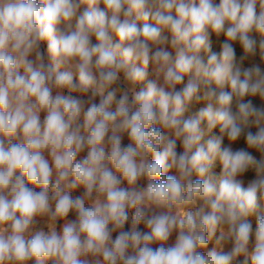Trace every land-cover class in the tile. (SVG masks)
I'll return each mask as SVG.
<instances>
[{
	"label": "clouds",
	"instance_id": "9594fccd",
	"mask_svg": "<svg viewBox=\"0 0 264 264\" xmlns=\"http://www.w3.org/2000/svg\"><path fill=\"white\" fill-rule=\"evenodd\" d=\"M258 48L264 0H0V264H264V158L231 147L264 157V107L245 99L264 102V69L243 67Z\"/></svg>",
	"mask_w": 264,
	"mask_h": 264
},
{
	"label": "rangeland",
	"instance_id": "374dc122",
	"mask_svg": "<svg viewBox=\"0 0 264 264\" xmlns=\"http://www.w3.org/2000/svg\"><path fill=\"white\" fill-rule=\"evenodd\" d=\"M214 3L216 5H219L220 3V0H214ZM257 11H259V6H257ZM151 23V21H149ZM141 26H142V22H141ZM165 35H168V33H165ZM254 35V38L257 39V41H259L262 37H260L259 35L257 34H253ZM117 40L118 42V38L116 37H113V40ZM226 41V37L221 35L219 38H217L214 34L211 36V47H212V51L213 52H216V53H219L222 49H221V45ZM93 42H95L94 38H93ZM42 49L44 50L45 52V55L47 54V42H43L42 45H41ZM166 47L168 48L169 51H172L173 52V55L175 54L174 53V50L171 49V46L170 44L169 45H166ZM234 47L236 49V55H237V59H239V57H241L243 55V49L242 47L236 43L234 44ZM203 55V53H202ZM253 64H259L260 67L262 69H264V61H261L260 59V54H259V48L257 49V54L255 57H251L249 59H246L243 63V67L247 68V67H251ZM139 66V65H138ZM61 71H63V69H61ZM121 80H123V74H121ZM149 81H156V76L152 70V66L149 65V68H148V76L146 77V79L143 81V82H139L135 85V88L137 91H140V90H145L147 89V84ZM188 81V77L186 76L184 78V81L182 82V84L180 85H177V88L180 89L182 88ZM119 86V85H117ZM225 90L226 91H230V88L228 86L225 87ZM64 94L65 95H71L73 96L74 98H78V99H87V96L86 95H81L80 93H69L66 89L64 90ZM201 99L196 101L194 100L192 102V104L189 106V109L185 112L184 114V118L187 119L191 116H194L196 113L199 112L200 109L202 108H205L207 106V101L203 100V92L201 91L199 94H198ZM246 100L248 99H251L253 104L257 107H264V102H262L260 100V98L258 96L256 97H246L245 98ZM95 102H99V97L96 98V101ZM44 113H41V120H43L44 118ZM202 127L205 129V136L202 138L201 140V144H204L206 146V142L209 140V139H212L214 137H219L221 134H220V131H219V126H217L216 128H214L211 132H208L207 131V126H206V121L202 123ZM162 130V133L163 135L167 138V139H170V140H176V151L177 153H182L183 152V147H182V141L181 140H178L175 138V135L172 131L170 130H166V129H161ZM248 130L252 131L253 133L255 131H257L256 127L255 126H251ZM123 144H128L129 143V140H128V137L127 135L124 136V139L122 141ZM229 145V141L227 139V137L224 138L223 140V143H222V147H226ZM231 147L233 148V150H237V149H245V150H248L251 152V154L257 159V160H260L264 157H262V154L254 149H248V146L246 144V140L244 137H241L238 141L234 142L231 144ZM161 150H163L161 148ZM47 155V154H46ZM83 155H86V152L85 153H81L78 157H77V160L81 159V157ZM222 171V165L220 164L219 160H217L211 170H210V175L214 178V179H218L219 178V175ZM175 170L174 169H170L166 175H175ZM200 177L193 173V176H192V179L193 180H196V179H199ZM256 178V174L254 172V170H249L247 171L246 173H244L241 177H239V179H242L243 182H244V187H247L248 183L252 180H254ZM146 183L147 181L146 180H141L139 181V184L142 185V186H146ZM31 187V185H29ZM123 186H127V182L125 181L124 185ZM37 190H39L37 188ZM72 195L73 197H82L83 195V188L82 187H78L77 189L73 190L72 192ZM87 204V202H86ZM130 216H131V213H130ZM68 219H75V216L74 214H69V217ZM250 220V222L252 223V226H253V229H255L256 227V219H255V216H251L248 218ZM63 221H58L57 223V230H59L60 226L62 225ZM111 227V225H110ZM130 227H131V223H130V220L128 223H126L125 225V230H130ZM39 228H43L45 231H47V226H46V218H37V223L36 225L34 226V229H39ZM138 230L140 231H147V228L146 226L141 223L139 226H138ZM118 235V231H114L112 233V236H113V239L116 238V236ZM176 235L177 233H173V235L169 238L168 242L166 243L165 246H169V245H172L175 243V239H176ZM159 245L158 244H153L152 247H158ZM215 246V238H213L210 242H209V245L206 249H202V251H209V250H212ZM244 257L241 256L238 258V261L235 262V264H242V261H243ZM249 264H251V261H249Z\"/></svg>",
	"mask_w": 264,
	"mask_h": 264
},
{
	"label": "bare ground",
	"instance_id": "6f19581e",
	"mask_svg": "<svg viewBox=\"0 0 264 264\" xmlns=\"http://www.w3.org/2000/svg\"><path fill=\"white\" fill-rule=\"evenodd\" d=\"M114 42H117V40L115 39ZM140 84V83H139ZM75 93V92H74ZM176 138V137H175Z\"/></svg>",
	"mask_w": 264,
	"mask_h": 264
}]
</instances>
